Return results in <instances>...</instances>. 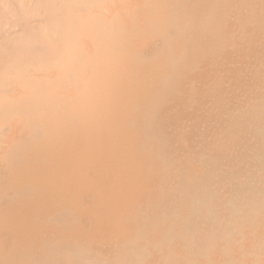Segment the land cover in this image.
Segmentation results:
<instances>
[{
	"label": "rangeland",
	"instance_id": "374dc122",
	"mask_svg": "<svg viewBox=\"0 0 264 264\" xmlns=\"http://www.w3.org/2000/svg\"><path fill=\"white\" fill-rule=\"evenodd\" d=\"M159 3H160V0H93L91 3L88 4V6L85 5V6H79L78 7V11L83 14V16L81 17V20H82L81 22H83V23H82V26L80 27V29L78 31L79 43L83 47L86 48V51H92V54H93V57H94V62H95V65H96V76H97L96 77V80H97V82H96V101H98L100 103L99 105H101V103L104 101V99L109 94V86H108V82L109 81H107V80L110 77V73H108L107 70L111 69V67H113L114 65H118V67H115V68L118 69L117 78L119 80H124V79H127V77H128L127 75L130 73V71H129V73L127 75L123 74L122 73L123 67H119V65L124 63V62H126V61H129V63L131 64V66H130L131 71H134L135 68L138 71V77L137 78L140 77L141 79H143L144 82L146 80H150V81H148L149 83L148 82H145V83H146V85H148V87H153L154 88V86H155L156 92H158L159 88H161L162 85H164V83H166L167 78H169V74L170 73L166 72V71H170L169 70L170 69L169 68V64H168V62H166L168 60L167 56H168L169 52L164 47V39H165L164 37L165 36L164 35L155 36V34L150 29L151 21L156 20L157 17H158ZM64 4H65V2H64ZM54 9H55V15L60 20V17L62 16L63 3H61L59 0H57L56 3H55ZM88 13L92 14L93 16L88 18V16H87ZM101 21L103 22V26L104 27L112 26V27H115L117 30H119L121 32V33H119V35H120L119 38L113 39V38L109 37L108 35H106L105 32L100 29V28H103V27L98 25V24H100ZM47 44H51L52 45L49 48L50 50L47 51V53L52 54V55L58 53L60 51V49L62 48V38H61L60 32L59 33L57 32V34H56L55 31H52L50 33V35L48 36L47 41L46 42L37 43L34 49H38L39 50V49L42 48V46H46ZM150 45H152V47H154L153 50L151 51V53L148 54L150 58L142 60L143 53L146 52L145 51L146 48L149 47ZM39 46H41V47H39ZM177 48L181 52H178ZM177 48H176L177 52L174 49L175 53L179 54V53L183 52V50L181 49L182 47L179 49V46H178ZM163 49H165V50H163ZM160 50H161V52H159ZM164 51H166V53ZM164 56H165V58H164ZM86 58H88V56L87 55H83V57L81 59L82 62ZM161 58H162V60H161ZM141 60L144 61V62H142ZM251 62H252V65L250 64L251 67L254 65V66H256V69H255V67L251 68L249 63L246 64V66H245L246 68H244V70L242 71L243 73L240 75V76H242V78L240 77V80H243V81H241V84H239L240 86H238L237 81L235 82L237 86H235V83L228 84L227 86H229V85H230V87L233 86V85L234 86L231 87V88L227 87V89L224 92V93H226V95L220 97L221 101L217 99L218 97L216 98L214 96L215 98H213V99H215V101L216 100L220 101L219 103L217 101V104H215V105L213 104V103H216V102L214 100L210 99L211 97H213L212 94H211L212 96H210V98H209L210 99L209 101H208V96H206L207 99L203 98L204 100H206V102L208 101L207 103L205 102L206 104H204V103L201 104V102H203L202 101L203 99H201V102L199 101V104H198L201 108L197 104L195 105L194 110H196V112L195 113L194 112L191 113L192 115H193V113L196 115L195 118H194L195 115L193 117L191 115V119H190V118H188V117H190V115H189L188 117H184V118L181 117V118H183L185 120H181L180 118H177L178 121H176L175 118H174L175 120L172 119V120H174V121H176L178 123H176V122H174L172 120L171 121L169 120L171 124L172 123H174V124H172L173 126L170 123H169V125H167L168 122L165 124V127L169 126L168 129H165V131L168 130L167 132L158 131L157 133H154L155 130H156L155 128L158 127V124L160 123V121H158L159 123L156 122L155 124L157 126L154 125L153 128H152L153 133H149L148 132L149 136H151V134H152V137H153V134H155L154 135L155 138L153 137L155 140L154 141L153 140L148 141L147 145L145 144L144 141H142L141 142V143H143L142 145H145L144 147H142V149H144L146 147L145 149H147V150H145V149L141 150V148L138 147L140 149L139 150L140 153H142V154L138 153L136 156L134 155L135 156L134 160H132L133 157H131L132 159L131 158L130 159L122 158V159L117 160L116 162H114V161H112L111 157H109V155L102 154L101 157H99V159L97 157L98 161H95V160H97V159H95L96 157L95 158H91V156H83L81 154L80 155L77 154V156L75 157V159L78 158L77 159V164H79L81 166H82V164H84V166L86 165L89 168L91 167V169L88 168V170L86 168L82 167V169L84 168V170L87 171V172L83 171L82 172L83 175H81V174H79V173H81V171L79 173L76 172V171L72 172V170H74L72 164L76 160L75 159L74 160L73 159L70 160L71 157H73V154H72V152L74 151L73 148H75V147L72 148L70 146V148H72V149H70V150H72V152L70 150H68V152L71 153L72 156H68L69 155V153H68L67 156L70 159L67 160V162L71 161L70 163H72V162L73 163L72 164L66 163L67 165L65 164V166L68 167L69 170H67V171H69L70 174H74L75 173V174H77V176H79V177L76 176V178H78L79 181H78V179L75 178L76 179L75 181L72 180L70 182L71 184L74 183L72 185L73 188L72 189L71 188L67 189L68 192L71 189V193L73 192V194H71L70 192L69 193L73 196V198H71V197L69 198V196H68L69 194H66L65 196H67L68 199L66 198V199H64V201H61L62 203H64L65 201L66 202H71V204L67 203V204H69L67 206L65 205L66 203L62 204L67 209L61 211V209H62L61 208L62 207L61 203H59V201L56 202L57 200L55 202L59 203V204H57V205H59V207H57L58 209H56V205H55L56 203L55 202H54L55 204L54 203L50 204V202H49V204H46V205H43L42 203H40V205L32 206V207H34V209H32V208L30 209L29 208L31 206L30 204H28V206L30 205L29 207H25V205H27V204H24L23 206H21L22 203L20 202V200H21L20 198L23 199V197H25L23 195H25V194H29V195H26V196H31L32 195V190H30V189H32L31 186H30L31 188H27V189H23V188H26V186L22 187L21 189H7L8 192L7 193L4 192V194H7L9 196L7 197V195L3 194L4 196H6L5 199L8 200L7 202L5 201L4 196L1 194V196H0V205L3 204V203L4 204H8V202H9V205H7L8 207L5 206L4 204H3L4 207L2 206V208H4L3 210L5 211V209H6L8 212L5 211L6 213H3L1 215L8 214V213L11 214L9 211L14 212L12 218H16L15 220H17V221H15L13 219L12 220H13V222L15 221L16 223H18L17 224V228H19V229H23L24 231H26V230L29 231V228L25 229V226L21 225V222H20L21 218H19V220H18L17 217H15L14 215H23L24 217H25V215H27L26 216L27 220H29L28 216L33 214V212H37L38 213V218L41 215V217L42 216L43 217L42 218L40 217V218L44 219V224L43 223L42 224L41 223H38V224L35 223V225L37 226L36 229L38 228L39 231H40V229H42V232H43V227L44 226H49L50 228L55 226L53 224L55 222L54 220H56V225L57 226H56L55 230H54V227L52 228L54 231L50 230L49 227L48 228L45 227L43 233L41 231L37 232L38 230L36 231V229H35V233L36 234L37 233H42V234H40V236H38L41 239L43 238V236L46 235L45 231H47V230H45V229H49V232L47 231V234H50L51 232H53V234L51 233L52 235L50 234L51 236L47 235V236H49L48 240H45V239H47V237H44L43 240H45V241L41 240L42 242H45L46 244H48V245H44L43 244L44 246L39 248V251H43V253H45V254L38 253V252L35 251L36 255L35 254H31L30 255V256H32L33 258L36 259V261H37L36 264L38 262L39 263L41 262L40 264H77V263L82 264L83 261H86L87 264H93V263L94 264H131V263L132 264H152V263L153 264H177V263L178 264H229L230 262H231L230 264H264V259H263L264 258V211H263L264 210V96H263L264 95V77H262V76H264V59L262 61L259 60L257 64L254 61H251ZM146 63H147V65H146ZM150 63H153V64L149 65ZM259 63H261V64H259ZM159 64L161 65L160 68H162L163 70H161L159 68ZM164 64H165V66H167V67H165L166 69H164V66H163ZM261 65H263V66H261ZM139 70H142L144 72L139 71ZM149 70H151V71H149ZM161 71H163V72H161ZM254 71H256V73ZM257 73H259V74L257 75ZM154 75H157V76L155 77ZM166 75L168 77H166ZM247 79L249 81H247ZM258 80H259V82H258ZM158 82H160V83H158ZM155 83H157V84H155ZM122 84H124V83H122ZM146 95H145L146 97H143L144 99L142 98V100H140V102H139V104H141V105L143 104V106H141L142 107L141 109L144 110L143 114L150 107V105H151V103L153 101L152 97H151L152 98L151 99V98H149L148 94H146ZM71 99H74V102L78 101V103H82L83 106L86 105L88 103V101H89L88 98H87V95L86 96L78 95V96L73 97ZM148 99H151L150 102H149ZM212 101H214V102H212ZM241 102H242V104H241ZM247 103H250V104H247ZM188 104H189V107H191V105H190L191 103H188ZM144 107H146V108L144 109ZM192 107L190 109H188V110L194 111V110H192ZM74 108L75 109L69 108V109H73L71 112L69 111V113H68L69 116H70L69 117V122L72 123L73 125H76L78 123L81 124L80 122H82L83 125H87L86 127L88 128V135H89V136L87 135V139H88L89 142H91V145H92V146L91 145H89V146L85 145L84 146V144L82 142L79 143V145H78L79 148H80L79 153H83L81 151H86V152L88 151V149H85L84 147H86V148L90 147L89 151L97 150L99 147H101V148H99V150L103 149V143H102V141H100L102 137L98 134V132L99 131H103L105 129V127H106L105 123H102V115L104 113L106 114V112H104V110H97V111L93 112L95 114L90 113V114H92L94 116H89L88 117L86 115H90V114H86L85 117H84V113H78L77 112L78 110H81L82 107H79L78 104H77V106H75ZM221 109H222V111H221ZM258 109H260V111ZM257 111H259V112H257ZM82 112H85V111H82ZM71 113H74L75 116L74 115L72 116ZM77 113L80 114L79 115L80 117H78ZM96 114H98V115H96ZM211 114L215 115V116H213V117H215V119L212 117ZM117 116H118V118L119 117L128 118L127 116H124V115H121V114H117ZM73 117H75V118H73ZM197 117L198 118H201V117L203 118V119H201L203 121H201L199 119L200 121H198V122H201L200 124L197 123V121H195V119L198 120ZM246 117H247V119H246ZM36 118H38L40 120V123L44 122V115L40 116V117H36ZM84 118H85V121H83ZM209 118L210 119L213 118V120L210 121ZM90 119H91V121H89ZM70 120H73V121H70ZM78 120H80V121H78ZM45 121H46V117H45ZM179 121H181L180 123H182V124H179ZM194 121L197 124H195ZM259 121H261V122H259ZM4 123H6V122L4 121ZM4 123H3V125H4ZM33 123H34L33 125L30 124V123H27V124L24 123L21 126V129H17L18 127H20L19 126L20 124H17L16 122L11 124V126H10V124L6 123V124H8L7 125L8 127H11V129L10 130L7 129L6 128L7 126H4L5 128L4 127H0V129H1L0 137H1V134L3 135L2 138L4 136H7V135L10 134L13 138H15V141H18V138H20L22 135L26 134L27 137H31L32 134H34V135H36L35 136L36 139H38V137L41 138L42 135H44V132H45L44 130L45 129H43V127L41 128L42 125H40V123H36L35 121ZM89 123H90V126H89ZM127 124H128V122L125 123L123 126H125ZM170 125L173 128H175V130H177V131H174V132L175 133L178 132L179 136L177 134H176V137L174 136L175 133L170 128L171 127ZM175 125L179 126L178 128H180V129L178 130L176 127H174ZM24 126L27 127V128H25ZM31 127H33V128H31ZM194 127L197 128V130H198L197 132H196V129ZM169 128L171 129V132H172L171 135H167V134H170ZM184 128H185V130H184ZM3 129L6 131L5 133H4ZM6 129L9 130V131L7 132ZM26 129H27V131H26ZM192 129L195 131L193 133H196L199 136L202 135L201 138L196 136V134L195 135L192 134L191 133L193 131ZM219 129H220V131L218 133ZM189 130H190V133H188ZM25 131L29 132L30 135H28L29 133H25ZM31 131L33 132L32 134H31ZM1 132H3V133H1ZM40 132H42V133H40ZM210 132H212V133H210ZM158 133H160V135H158ZM173 133H174V135H173ZM163 134H165L167 138H169V136H171L170 139L177 138V136H178L179 140L178 139H176V140L179 143L178 142L175 143L176 140L174 141L172 139L171 140V144H169L170 140H169V143H168V141L165 138V135H163ZM185 134H187V135H185ZM191 134L194 135V136H190ZM213 134H215V135H213ZM188 135L190 137H192V138L196 137L194 139V141L192 140L194 142V144H193V142H191V140L189 141ZM206 135H209V136H207L208 138L206 137ZM160 136L165 138V139H163V138L161 139ZM185 136H187V137H185ZM157 137H158V141L156 140ZM181 137H183L185 139L188 138L187 140L190 143H188L187 140H186L187 142L186 141L185 142L184 141H180V139L183 140V138H181ZM202 137H203V139H202ZM98 138H100V139H98ZM5 139H6V137H5ZM23 139H24V141H22V145L23 146L25 145L24 146L25 148H27L26 147L27 145L29 146L31 143H33V141H31L32 138H28V140H27V138H22V140ZM94 139H96V140H94ZM200 139H201V141L202 140L203 141L206 140V141L204 143L202 142L203 144H200L199 143ZM98 140L100 142H98ZM162 140L163 141L166 140L164 142H166L167 145L168 144L171 145V147L169 145L167 147L164 143H162L163 142ZM195 140H197L198 142L195 141ZM26 141L28 143H30V144H28ZM172 141L174 142V144L172 143ZM207 142H212V143L210 144V143H207ZM186 143L188 144V146L186 145L188 147V149L191 148L189 151H188V149L186 151L190 152V154L193 153L191 155L192 158L189 157V159H187L188 155L186 156V154H188V153L186 151H185L186 153H182V151L184 152V149L186 148L185 147ZM175 144L178 146L179 151H178V148H177V146ZM179 144L181 146H179ZM98 145H100V146H98ZM82 146H83V148H82ZM94 146H96V147H94ZM159 146H161V147H159ZM180 147H182L184 149H182V151H181ZM206 148H208L207 151H206ZM225 150H226V152H225ZM18 151H15V153H14L15 156L11 157L13 160H11V158H9V161H13L14 163H16L18 161L17 158H20V156H22V154H24V151H21V150H18ZM141 151H143V152H141ZM176 151H177V154H176ZM197 151H199V153H196ZM194 152H195L196 155H194ZM178 153L180 154V156L178 155ZM18 154H19V156H17ZM219 154H220V156H219ZM3 155H4V153H3ZM0 156H2V155H0ZM154 156H157V157H154ZM167 156H169V157H167ZM183 156H185L186 158L183 157ZM81 157H83L85 159H83ZM105 157H106V159H105ZM141 157H143V158L141 159ZM176 157H179V158L177 159ZM181 157H183L184 159L183 158L181 159ZM89 158H91V160ZM109 158H110V160H109ZM144 158H147V159H145L146 161L144 160ZM190 158H191L192 161L190 160ZM202 158H204V159H202ZM3 159H5V157H3ZM3 159L0 158V162L5 161ZM80 159H83V161H81ZM93 159H95V160H93ZM156 159H157V161H156ZM166 159H168V160H166ZM171 159H172V161H171ZM185 159H186V163L184 161ZM195 159H197V160H195ZM14 160H16V161H14ZM84 160L86 162H84ZM136 160L138 161L137 162V166H136V167H138V170L137 169L134 170V167L136 165V163H135ZM151 160H153V161H151ZM176 160H178V161H176ZM180 160H182V161H180ZM9 161L7 162L8 165H5L4 167L10 170V168L12 167L13 163L10 164ZM101 161L103 163H101ZM106 161H112V164H110L108 162L106 163ZM131 161H135V162H131ZM144 161L145 162L148 161L145 166H144V164H145ZM174 161H175V164H174ZM188 161H191L192 164L196 161L195 162L196 165L193 164L191 166V164H187ZM82 162H84V163H82ZM87 162H89V163H87ZM150 162H153L154 165L152 163H150ZM148 163H150V164H148ZM88 164H91L92 166H90ZM93 164H95L94 166H96V164H97V166L100 165L101 168H99V169H102V170L100 172L97 171L96 170V169H98L97 167L95 168V170H93V168H92V167H94ZM102 164H103L104 167L102 166ZM109 164H110L111 168H109ZM167 165H168V167H167ZM174 165L176 167L178 166L177 169H176V167L174 168ZM128 166H130L131 168L128 167ZM149 166H150V168H149ZM186 166L187 167H189V166L192 167L193 170L195 169V172L194 171H190V169H188ZM198 166H201V167H198ZM132 167H133V169H132ZM139 167L141 169L140 171H139ZM5 168L3 170L8 171ZM186 168L188 170H186ZM110 169H112V170H110ZM149 169H152V170H149ZM173 169H175V171H173ZM133 170L137 171V172H139L141 174H139V173L136 174L137 172H134ZM177 170H178V172H177ZM197 170H199V171H197ZM88 171H89V173L90 172L91 173L89 174ZM93 171H95V172H93ZM159 171L164 172V173H161ZM170 171H171V173H170ZM184 171H186V172H184ZM101 172H102V175L100 174ZM108 172H111V173H108ZM158 172L161 173V174L160 175L156 174ZM175 172H177V173H175ZM187 172H190V174H191V172H194L193 174L194 175L196 174L197 177L196 176L194 177V175L191 174L194 177V179H193V178H191V175L190 176L187 175L188 174ZM2 173H3V171H2ZM86 174H88V175H86ZM91 174H92V176H95L94 178H92L94 180H89L90 179L89 177H92ZM111 174L113 176L112 179H115V180H109V179H111V177H110ZM171 174H172V176H170ZM104 175H106L108 178L106 176H104ZM127 175H129V176H127ZM134 175H139V176L137 177V176H134ZM198 175L199 176L201 175L199 177L200 179H198ZM99 176H101V178ZM154 176H157V177H154ZM97 177H99V180L101 179L102 182L98 181V182H96L98 184H95V179L97 180ZM139 177H141V178H139ZM4 178L5 177L0 178V183H2L5 180H7V179H4ZM9 178L10 177H8V179ZM135 178L137 180L134 181L133 179H135ZM149 178L152 180V182H149V181H151ZM171 178H173V179H171ZM1 179L4 180V181H2ZM80 180H82V181H80ZM119 180H121V181H119ZM123 180L125 181V183H122ZM129 180H131V182H127ZM90 181H92V182H90ZM108 181H110L111 183L113 181V183L111 184ZM86 182H90L89 184H91L93 187L95 185L97 186V185H99L101 183L99 186H97L95 188H98L101 185H103L102 187H105V188H101L102 190H100V188H98L99 190H97V189L93 188L91 185H89L87 183L89 185V187H91V189L89 190L86 187H84V188L87 189L86 190L87 192L89 190L90 193H91V194L90 193L89 194L92 195L93 197H91V198H90V196L85 197L84 195H83L84 196L83 197L81 194L82 193L86 194L85 193L86 191L85 190L83 192L81 190L79 191V189H81V188H79L78 186H79V184H80V186H82V183L86 184ZM103 182L104 183L108 182V184L107 183L104 184ZM4 183L6 184V181ZM7 183H8V180H7ZM70 183H68V184H70ZM151 183H152V185H151ZM167 183L168 184H172L173 183L174 187H172L171 185L167 186L168 185ZM87 184H86V186H87ZM109 184H111V185L109 186V188L106 189V187H108ZM128 184L136 185L138 187L132 186V185H128ZM154 184H155V186H153ZM164 184H166V185H164ZM72 186L70 185V187H72ZM129 186L132 187L134 190H132V188H130ZM163 186H165V187L167 186V188L169 187L168 190H167V188L165 189V190H167L165 193L163 191V189L165 187H163ZM196 186H197V188H196ZM260 187H261V189H260ZM6 188H7V186H6ZM77 188H79V189H77ZM120 188H121V190H120ZM245 188H247L249 190H247ZM129 189L134 191V193L133 194H132V192L130 193ZM21 190H23V191H21ZM26 190H29V191H26ZM106 190H109L111 192L108 193V191H106ZM77 191L79 193H81V194L78 195ZM96 191H99V192L96 193ZM100 191L102 193H104V192L106 193V197L103 199V201L101 200V198H102V196H105V194H102L101 196H98V195L101 194ZM124 191H126V192H124ZM136 191H137V193H136ZM142 191L144 192V194L140 197V195H141L140 193H143ZM11 192H14V194L15 193H18V194H16V196H15ZM123 193L124 194L127 193V195H123ZM160 193H162V194H160ZM223 193H224V197H223ZM10 194H12V195H10ZM145 194H147V195H145ZM156 194H157V196H156ZM159 194L161 196H163V198L159 197ZM153 195H154V197H153ZM81 196L83 197V199H80ZM135 196H137V197H135ZM10 197L14 198V199H7V198H10ZM16 197H18V199ZM63 197L59 198V200H61ZM138 197H140V200H138L139 199ZM143 197H146V198H144L145 200L142 199ZM84 198L85 199L86 198L87 199H93V202H92V200H90V202H91L90 205H88V206L84 205V207L79 206L80 203H83ZM159 198H161V201L157 202V200H159ZM170 198H171V200H170ZM222 198H224V199H222ZM11 200H13V201H11ZM68 200H70V201H68ZM123 200H124V202H123ZM142 200H143L144 203L142 202ZM187 200H189V201H187ZM14 201L17 202V203H15ZM109 201L112 202L113 204L111 205V203ZM39 202H41V200ZM99 202H101V203H99ZM104 202H107V203H104ZM183 202L185 203V205H184L185 208L183 206V204H184ZM156 203H158V204H156ZM160 203H162L163 205H160ZM236 203H237V205H236ZM15 204L19 205V206H17V207H19L18 210L21 209V208L22 209L28 208L29 210L28 209L27 210H25V209L22 210L21 209V210L18 211L15 207H13V205H15ZM105 204H107L105 206L106 208L105 207H101L102 205H105ZM120 204H121V206H120ZM150 204L151 205L154 204V205L150 206ZM210 204H211V206H210ZM70 205H72V206L74 205L75 206V207L74 206L72 207V208H74L73 209L74 211H72V208L71 209L68 208V207H71ZM108 205L111 206V208L108 207ZM133 205H135L137 208L135 209V206H133ZM142 205H143V208H141ZM234 205H236V206H234ZM10 206H11V208H9ZM78 206L81 207V208L77 210ZM144 206H146V208ZM128 207H130L129 210L133 209V210H135L137 212H135V211H130L129 212L128 211ZM0 208H1V206H0ZM87 208H89L90 210L87 209ZM13 209H15V211H13ZM85 209H87V210H85ZM102 209H104V210H102ZM106 209H108V210L112 209V210L110 212V211H107ZM118 209H119L120 212H118ZM142 209H143V211H142ZM83 210H85V212L87 211V214H89V216H93L94 217V218L91 217V219H90V217H87L86 214H84L85 217L90 219L88 221L89 224L85 222V224L88 225V226L85 225V227H84L85 230L82 229V225H81V221H80L81 219L79 218V217H81L80 215L84 213ZM186 210H188V211H186ZM192 210L194 211V213H193ZM2 211H0V213ZM22 211H24V212H22ZM103 211H104V213H105L107 218L105 216H103L104 213L102 214L103 217L100 216ZM214 211H215V213H214ZM108 212L109 213H114V214H108ZM17 213H20V214H17ZM37 213H34V214L36 215ZM117 213H119L118 216H117ZM135 213L137 214V217H135V216L133 217V215ZM71 214H73L74 216L71 215ZM53 215H55V216H53ZM95 215H96V217H95ZM111 215H113L114 217L111 216ZM144 215H147V216H144ZM152 215H154V217ZM6 216H4L5 219H8ZM9 216H11V215H9ZM108 216H110V217L108 218ZM24 217L22 219L26 220ZM36 217H37V215H36ZM36 217L32 216V217H29V218H36ZM51 217H53V218L51 219ZM120 217H121V220H120ZM38 218H36V219H38ZM47 218H49L51 220H49ZM74 218H76V221H73ZM87 218H84V219L87 221ZM110 218H112V219L115 218V219L112 220ZM182 218L184 220H182ZM5 219H3L4 222L2 224H7L10 227L11 226L15 227V225H13L11 220H10L11 224H9V221H6L7 223H5ZM152 219L156 220L157 222L150 221ZM106 220H108V221L106 222ZM118 220L121 221V222H119ZM159 220H161V221H159ZM38 221L39 222H43V220L40 221V219H38L37 222ZM58 221H59V225L60 226L57 223ZM93 222L94 223L96 222L95 224L97 226ZM102 222H105L104 225L102 224ZM61 223H64V224H61ZM98 223H100L101 225L98 224ZM154 223H157V224H154ZM71 224L75 225V226L71 227ZM148 224H150V225L148 226ZM168 224L170 226H168ZM196 224H197V226H196ZM92 225H95V227L94 226H93L94 228L90 227ZM108 225H110L111 228L108 227ZM122 225H125V226H122ZM8 226L4 225L1 228L4 227L5 229L9 228L8 230H11L12 227L10 228ZM61 226H67V228L65 229V227L62 228ZM99 226H101L103 228H101ZM156 226H158V228ZM159 226H161V227H159ZM176 226L181 231H179L176 228ZM179 226H180L181 229L179 228ZM26 227H28V226H26ZM31 227H35L34 224H32ZM39 227H41V228L39 229ZM86 227H87V229H86ZM123 227H125V228H123ZM89 228H93V229H91L92 233H88V232H91V230H88ZM97 228L102 229V230L100 231ZM249 228H251V229H249ZM19 229H15V230L18 231ZM60 229H62L61 232H62V234H64V237H65V234H66L65 232H68L69 234L72 232L71 233L72 234L71 237H73V235H76L75 236L76 238L72 239V238H69V236L67 235L66 237H68V239H65V238H62V239H65V240L60 239L61 238V236H60L61 232L60 231L58 232V230H60ZM132 229H133V231H131ZM136 229H138V231ZM147 229H149V231L153 230L154 232L152 231L151 233L154 236L152 234H148L149 231L146 232ZM8 230H6V231H8ZM15 230H13V231H15ZM30 230H31V228H30ZM167 230H168V232H166ZM187 230H188V232H187ZM17 231H15L13 233L11 232L10 233L11 235H8V237L12 238L15 235L14 233H16ZM162 231H164L165 233L164 232L162 233ZM169 231H171V232H169ZM138 232H140V233L142 232V235H139V236H142V237H139L137 235ZM203 232H204V234H203ZM84 233L86 235H84ZM87 233L88 234H95V235H93V236L90 235V236H92L90 238V236ZM134 233H136V234H134ZM146 233L148 234V235H146V236H148L147 238L143 237V235L146 234ZM168 233L171 235L170 237L168 236L169 235ZM7 234H9V233L8 232H3V235L7 236ZM110 234H112V235L110 236ZM173 234H174V236H173ZM188 234L191 235V236H189ZM198 235H200V238H199ZM18 236L19 235L14 237L15 239L12 238V239H14L13 241H17L16 238L20 237V236L19 237ZM108 236H110V237H108ZM149 236H151V237L153 236L152 238H150L151 240H149ZM159 236H161V237H159ZM3 237L6 238L5 236H3ZM33 237H36V236H33ZM33 237H31L30 239H32ZM62 237H63V235H62ZM82 237L83 238L85 237L86 239H91V240L90 241L87 240L88 241L87 242L86 239H81ZM87 237H89V238H87ZM97 237H99L100 239L98 240ZM104 237H106L107 239L104 238ZM111 237H113V239ZM115 237H117V238H115ZM145 238L148 239L147 241H149V242L143 241V240H146ZM30 239H28V240H30ZM52 239L53 240H55V239L57 240L56 244L53 243V241H51L53 244H55V246L53 244H52L53 246H51V243H47V241L52 240ZM111 239H112V241H111ZM256 239H258V240H256ZM28 240L26 241V243L29 246L28 245H26V246L30 247L31 245L28 243ZM81 240H84V243ZM114 240L117 241V242H115ZM200 240H202L201 241L202 243H200ZM73 241H77L76 245L73 244V243H75ZM98 241L101 242V243H97ZM7 242H10V239H9V241L7 240ZM7 242H4L3 244L6 243V245H7ZM20 242H17V243L13 242L14 244H12L10 242V243H8L9 244L8 246L12 247V250H14L13 246L15 247V245L18 244V245H16L15 248L16 249L18 248L20 250V248L18 247V246L21 245ZM181 242H183V243L181 244ZM189 242H190V244H189ZM21 243H24V241H22ZM57 243H59V244H57ZM146 243H149V244H146ZM3 244H0V245H3ZM142 244H144V245H142ZM154 244H156V245H154ZM197 244H199V246ZM56 245H58V246L62 245V248H65L67 246V248H66L67 251H65V250L63 251V253H65V254H63V255H61L62 253L59 254V251H56V249H57ZM162 245H165V246L162 247ZM217 245H219V246H217ZM47 246H49V247H47ZM83 246H85V247H83ZM149 246H150V248H149ZM169 247H172V248H169ZM2 248H4V247L2 246ZM94 248H95V250H94ZM122 248H124V249H122ZM146 249H148V250H146ZM150 249H152V250H150ZM165 249H166V251H165ZM12 250L11 251L9 250L10 252L2 250L4 253L5 252L7 253L5 255L1 254V255H3V259L2 258L1 259H2V261L4 260V262L6 264H7V262L12 263L14 260L15 261L18 260L20 262V259H18V258H20L21 256L16 255V251H18V250L13 252L15 254V255H13L14 257H12V255L9 254V253L12 252ZM46 250H48V252ZM105 250L108 251V254L111 257L109 256L108 258L107 257L104 258V256L102 257L99 254H97V253H100V252H105ZM119 250L120 251L123 250L124 252L121 251V253H120ZM181 250H182V252H181ZM22 251H25L24 248H23ZM50 251H52L55 256L56 255H58V256L57 257H49L51 255H47V254H49ZM154 251H156V252H154ZM196 251H198V252H196ZM73 252H75V254ZM95 252H96V254H95ZM161 252H163V253L160 254ZM257 252H260V253H257ZM17 253L19 254V252H17ZM129 253L132 254V255H130ZM20 254L22 255L23 253L20 251ZM121 254H123V255H121ZM33 255H35V257ZM41 255H42L43 258L41 257ZM71 255H72V257H70ZM159 255H161V256H159ZM4 256H6V257H4ZM149 256H151V258ZM157 256H159L161 259L158 257L159 259L157 260ZM164 256H166V257H164ZM247 256L249 257V259H248ZM11 257H12L13 261L12 260L9 261L8 258L11 259ZM100 257H102V258H100ZM153 257H155V258H153ZM49 258H51V259H49ZM44 259H46L48 262L45 261ZM53 259H55L56 261L53 260ZM163 259H164V261H160V260H163ZM21 260H22L21 262H24L25 261L24 257L23 258L21 257ZM137 260H139V261H137ZM15 261L13 263L20 264L17 261L16 262ZM4 262H2V263H4ZM159 262H163V263H159Z\"/></svg>",
	"mask_w": 264,
	"mask_h": 264
},
{
	"label": "bare ground",
	"instance_id": "6f19581e",
	"mask_svg": "<svg viewBox=\"0 0 264 264\" xmlns=\"http://www.w3.org/2000/svg\"><path fill=\"white\" fill-rule=\"evenodd\" d=\"M56 1L57 0H0V127L7 126L8 124H10V126H11V124L16 122L17 124H20L19 125L20 127H18L17 129H21V126L24 123H26V124L30 123L32 125L34 124L33 123L34 121L36 123H40V120L38 118H36V117H40V116L44 115V122H41L40 125H42L41 128L43 127V129H45L44 130L45 131L44 135H42L41 138L38 137V139H36V137H35L36 135L32 134L33 133L32 131H31V134H32L31 137H27L26 134H25V135H22L20 138H18V141H15V138H13L10 134L7 135V136H4L3 138H2L3 135L1 134V137H0V155H2V156H0V158L3 159V157H5V159H3L5 161L0 162V172H1L0 173V178L5 177L4 179H7L8 183H7V180H5L6 181V184H5L4 183L5 181L1 179L4 182L0 183V196H1V194L3 195L4 192L7 193L8 192L7 189H21L22 187H25V186H26V188H23V189H27V188H31L32 187V189H30V190H32V195L31 196H26V195H29V194H25L24 193L25 195H23V196H25V197H23V199L20 198L21 199L20 202L22 203L21 206H23L24 204H27V205H25V207H29L31 205L29 207L30 209L31 208L34 209V207H32V206L40 205V203H42L43 205H46V204H49V202L51 204V203H54L57 200L56 202L59 201V203H61V206H62L61 207L62 208L61 211H62V210L67 209L62 204L66 203L65 204L66 206L71 204V202H66V201L64 203L61 202V201H64V199H66V198L68 199V197L65 196L66 194H69L68 195L69 198L70 197L73 198V196L71 195V194H73V192L71 193V189L73 188L72 185L74 183L71 184L70 182L72 180L75 181L76 179H78V178H76L77 174H75V173L74 174H70V172L67 171L69 169H68V167L65 166V164L71 162V161L67 162V160L70 159V158H68V156H72V154H73V157H71L70 160H72V159L74 160L75 157L77 156V154H79V155L81 154L83 156H91V158H95L96 157L95 159H97V157H98V159H99V157H101L102 154H104V155L106 154V155H109V157H111L112 161H114V162H116L117 160H120L122 158L130 159L131 157H133V159L132 158L131 159L134 160V157L138 153H140V151H139L140 149L138 147H140L141 150H144L146 148L145 147L144 149H142V147L145 146V145H142L143 144V143H141L142 141H144L145 144L147 145L148 141H151V140L154 141L155 140L154 139L155 138V136H154L155 134H153V137H154L153 138L152 134H151V136H149L148 132L149 133H153L152 128H153L154 125H156L155 124L156 122L159 123L158 121H160V123L158 124L159 128L158 127L155 128L157 125L154 127L156 129L154 133H157L158 131L167 132L168 130L165 131V129H168L169 126L165 127V124L168 122L167 125H169L170 121L172 119H174V118L176 119V121H178L177 118H180L181 120H185L183 118L184 117H188L190 115V117H188V118L191 119V115H192L191 113L192 112H194V113L196 112V110H194L195 105L196 104L198 105L199 101L201 102V99H203V98L207 99L206 96H208V101L210 99L215 101V99H213L215 97L216 98L218 97L217 99L220 100L221 96H225L226 95V93H224V92L227 89V87L231 88V87L234 86V85L231 86V87H230V85L227 86L228 84H232V83H235L237 81L238 86H240L239 84H241V81H243V80H240V77L242 78V76H240V75L243 73L242 71L244 70V68H246L245 67L246 64L249 63V65L250 64L252 65L251 61H254L257 64L259 60L262 61L264 59V0H160L159 8H158V17H157L156 20L151 21L150 29L155 34V36H157V35H161V36L164 35L165 36L164 37L165 38L164 39V47L169 52V54L167 56L168 60L166 62H168L169 68H170V69L169 68L168 69L171 71V72L170 71H166L167 73L168 72L170 73L169 74V78H167L166 83H164V85H162V87L159 88L158 92H156L155 86L153 88V87H148V85H146L145 82H148L150 80H146L144 82L143 79H141L140 77L137 78L138 77V71H137L136 68L134 69V71H131V69H130L131 64L129 63V61H126V62H124V63L119 65V67H123V69H122V73L123 74L127 75L129 73V71H130V73L127 75L128 76L127 79H124V80H119L117 78L118 69L115 68V67H118V65H114L113 67H111V69L107 70L108 73H110V77L107 80V81H109L108 82L109 94L104 99V101L101 103V105H99L100 103L98 101H96V82H97L96 77L97 76H96V65H95V62H94V57H93L92 51H86V48L83 47L79 43V36H78V31H79V29H80V27L82 26V23H83V22H81L82 21L81 17L83 16V14L78 11V7L79 6H85V5L88 6V4L91 3L93 0H66V1L65 0H59L61 3H63L62 16L60 17V20L55 15L54 7H55ZM64 2H65V4H64ZM87 16H88V18H90L93 15L88 13ZM98 25L103 27V28H100V29L102 31H104L105 34L108 35L109 37H111L113 39L119 38V36H120L119 33H121V32L119 30H117L115 27H112V26L104 27L102 21ZM52 31H55L56 34H57V32L58 33L60 32V35H61V38H62V48L60 49V51L58 53L54 54V55L47 53V51L50 50L49 48L52 46L51 44H47L46 46H42L41 45L42 48L39 49V50L38 49H34L37 43L46 42L47 39H48V36L50 35V33ZM41 46H39V47H41ZM178 46H179V49L182 47L181 48L183 50L182 53H179V54L175 53L176 48ZM153 48L154 47H152V45H150L149 47L146 48V50H145L146 52H144L143 55H142V60L150 58L148 54L151 53ZM174 49H175V51H174ZM163 50H165V49H163ZM166 51H164V52L166 53ZM177 51L181 52L180 50H178V48H177ZM159 52H161V50ZM83 55H87L88 58L84 59L83 62H82L81 59H82ZM165 56H164V58H165ZM161 60H162V58H161ZM142 62H144V61H142ZM153 63H150L149 65H151ZM259 64H261V63H259ZM146 65H147V63H146ZM251 65H250V67H251ZM163 66H164V69H166L165 67H167V66H165V64ZM261 66H263V65H261ZM160 67H161V65L159 64V68ZM252 67H255V69H256V66L253 65ZM160 69L163 70L162 68H160ZM139 71H142V70H139ZM149 71H151V70H149ZM142 72H144V71H142ZM161 72H163V71H161ZM254 72L256 73V71H254ZM258 74L259 73H257V75ZM167 75H166V77H168ZM154 76L156 77L157 75H154ZM262 77H264V76H262ZM247 81H249V80L247 79ZM258 82H259V80H258ZM122 83H124V84H122ZM158 83H160V82H158ZM155 84H157V83H155ZM235 86H237L236 83H235ZM146 94L149 95V98L152 97L153 101H152L150 107L143 114L144 110L141 109L142 108L141 106H143V104L141 105V104H139V102H140V100H142L143 97L147 96ZM211 94L213 95V97L210 98V96H212ZM78 95H83V96L87 95V98L89 100L88 103L83 106L82 103H78V101L74 102V99H71V98L76 97ZM151 99H148L149 102H150ZM204 99L202 100L203 102H201V104H203V103L206 104L208 102V101L206 102V100H204ZM218 100H216L215 101L216 103H213V104L214 105L217 104ZM214 101H212V102H214ZM220 101H218V103ZM188 103H191L190 105H191V107L193 106L192 110H194V111L188 110V109L191 108V107H189ZM77 104H78L79 107H82V109L78 110L77 112L78 113H84V117H85L86 114L93 113L94 111H97V110H104V112H106V114L104 113L102 115V123H105L106 127H105V129L103 131H99L98 132V134L102 137L100 141H102V143H103V149L99 150V148H101V147H99L97 150L89 151L90 147L89 148L84 147L85 149H88V151L87 152L86 151H81L83 153L85 152L84 154L83 153H79V150H80V148L78 146L79 143L82 142L84 144V146L85 145L89 146V145H91V142H89L88 139H87V135H88V128L86 127L87 125H83L82 122H80L81 124L78 123L76 125H73L72 123L69 122V117L70 116H69L68 113H69V111L71 112L73 109H75L74 107L77 106ZM241 104H242V102H241ZM247 104H250V103H247ZM69 108H73V109H69ZM145 108L146 107H144V109ZM258 110L260 111V109H258ZM82 111H85V112H82ZM221 111H222V109H221ZM259 111H257V112H259ZM78 113H77V115H78V117H80L79 116L80 114H78ZM194 113H193L192 117L195 115ZM71 114H72V116L73 115L75 116L74 113H71ZM93 114H95V113H93ZM98 114H96V115H98ZM117 114H121V115L127 116L128 118H121V117L118 118ZM211 115H212V117L215 116L213 114H211ZM86 116L89 117V116H94V115L90 114V115H86ZM45 117H46V121H45ZM181 117H183V118H181ZM195 117H196V115L194 116V118ZM73 118H75V117H73ZM213 118L215 119V117H213ZM213 118H211V119L209 118L210 121L213 120ZM199 119L201 120L203 118L202 117L198 118V120L195 119V121H197V123L200 124L201 122H198V121H200ZM246 119H247V117H246ZM174 120H172V121H174ZM4 121L6 123H8V124L4 123ZM70 121H73V120H70ZM78 121H80V120H78ZM83 121H85V118L83 119ZM89 121H91V119ZM176 121H174V122H176ZM201 121H203V120H201ZM127 122H128V124L123 126ZM180 122L181 121H179V124H182ZM259 122H261V121H259ZM3 123H4V125H3ZM176 123H178V122H176ZM197 123L195 122V124H197ZM172 124H174V123H172ZM89 126H90V123H89ZM172 126L170 127L172 129V131L173 132L177 131ZM174 127H176L178 130L180 129V128H178L179 126L175 125ZM6 128L9 129V130L11 129V127H8V126ZM25 128H27V127H25ZM31 128H33V127H31ZM170 128H169L170 134H167V135H171V133H172ZM195 129H196V132H197L198 131L197 128H195ZM9 130H7V132ZM184 130H185V128H184ZM0 131H1V129H0ZM26 131H27V129H26ZM26 131H25V133H29V132H26ZM219 131H220V129L218 130V133H219ZM5 132L6 131L4 130V133ZM193 132H195L194 130L191 133L195 135L196 133H193ZM212 132H210V133H212ZM1 133H3V132H1ZM40 133H42V132H40ZM174 133H173V135H174ZM188 133H190V130H189ZM165 134H163V135H165ZM176 134L178 135L179 133L176 132L175 135H174L175 137H176ZM192 134L190 136H194ZM28 135H30V133ZM158 135H160V133H158ZM185 135H187V134H185ZM213 135H215V134H213ZM178 136H177V138H174V139L172 138V139L175 141L176 139H178ZM190 136L188 135L189 141L191 140V142H193L196 137L192 138ZM196 136L201 138L202 135L199 136V135L196 134ZM207 136H209V135H206V137ZM5 137H6V139H5ZM170 137L171 136H169V138H167L166 135H165V138L168 141V143H169V140H170L169 144H171V140H172V139H170ZM183 137H181V138H183ZM185 137H187V136H185ZM22 138H27V140H28V138H32L31 141H33V143L30 144V143H28L26 141L30 145L29 146L27 145L26 146L27 148H25L24 147L25 145L24 146L22 145V141H24V139L22 140ZM160 138L162 139L163 137L160 136ZM165 138H163V139H165ZM98 139H100V138H98ZM184 139L185 138H183V140L180 139V141H184L185 142L188 138L185 139V140ZM202 139H203V137H202ZM94 140H96V139H94ZM156 140L158 141V137H157ZM166 140H164V141H166ZM100 141L98 140V142H100ZM164 141L162 143H164L168 147L169 144L167 145V143L164 142ZM189 141H188V143H190ZM195 141H197V140H195ZM205 141H203V140L201 141V139H200L199 143L203 144ZM176 142H178V141L176 140L175 143ZM212 142H207V143L211 144ZM172 143L174 144L173 141H172ZM193 144H194V142H193ZM186 145L188 146V144L187 143L185 144V147H186L185 149L180 147L181 148L180 150L182 151V149H184V152L182 151V153H186L187 152L188 154H186V156L188 155L187 159H189V157H191V155L193 153L190 154V152H188L191 148L189 147L190 149H188V147ZM70 146L72 148L75 147L76 149L73 148L74 151L72 152V150H70V149H72V148H70ZM98 146H100V145H98ZM169 146L171 147V145H169ZM179 146H181V145L179 144ZM94 147H96V146H94ZM159 147H161V146H159ZM82 148H83V146H82ZM177 148H178V146H177ZM187 149H188V151H186ZM207 149L208 148H206V151H207ZM18 150L24 151V154L21 153L22 156H20V158H17L18 161L16 163H14L13 161H9V158L14 157L15 156L14 155L15 151H18ZM68 150H70L72 152V154L69 153ZM145 150H147V149H145ZM178 151H179V148H178ZM141 152H143V151H141ZM225 152H226V150H225ZM3 153H4V155H3ZM68 153H69V155H68ZM196 153H199V151H197ZM140 154H142V153H140ZM176 154H177V151H176ZM220 154H219V156H220ZM178 155L180 156L179 153H178ZM194 155H196L195 152H194ZM17 156H19V154ZM154 157H157V156H154ZM167 157H169V156H167ZM183 157H185V156H183ZM183 157H181V159ZM81 158H83V157H81ZM91 158H89V159L91 160ZM142 158L143 157H141V159ZM176 158L178 159L179 157H176ZM191 158H190V160H191ZM77 159H75L76 161H74V163L72 162L73 164L70 163V164L73 165V168H74V170H72V172L76 171V172L79 173L81 171V173H79V174L83 175L82 172L85 171L84 168H86L88 170L89 167L86 166V165H85L86 166L85 167L84 164H82V166L77 164ZM83 159H85V158H83ZM83 159H80V160L83 161ZM95 159H93V160H95ZM98 159L95 160V161H98ZM105 159H106V157H105ZM145 159H147V158H144V160ZM202 159H204V158H202ZM11 160H13V159L11 158ZM109 160H110V158H109ZM166 160H168V159H166ZM195 160H197V159H195ZM8 161L10 162V164L13 163L12 167L10 168V170L4 167L5 165H8V163H7ZM14 161H16V160H14ZM112 161H106V163L108 162V163L112 164ZM151 161H153V160H151ZM156 161H157V159H156ZM171 161H172V159H171ZM176 161H178V160H176ZM180 161H182V160H180ZM184 161L186 163V159ZM191 161H188L189 163L187 162V164H191V166H192L193 164H195L196 161L193 164H192ZM84 162H86V161L84 160ZM84 162H82V163H84ZM131 162H135V161H131ZM137 162L138 161L136 160L135 167L137 166ZM147 162H145L144 166L146 165ZM87 163H89V162H87ZM101 163H103V162L101 161ZM150 163L153 164V162H150ZM150 163H148V164H150ZM110 164H109V168H111ZM174 164H175V161H174ZM88 165L92 166L91 164H88ZM94 165L95 164H93V166ZM98 166L96 164V166L92 167L93 170H95V168L97 167L98 169H96V170L100 172L102 169H99V168H101L100 165H98ZM102 166H103V164H102ZM3 167L6 170H8V171L3 170L4 169ZM82 167H84V168L82 169ZM128 167H130V166H128ZM135 167H134V170L135 169L138 170V167H136V168ZM167 167H168V165H167ZM175 167L176 166L174 165V168ZM177 167H176V169H177ZM198 167H201V166H198ZM149 168H150V166H149ZM187 168L190 169V171H194L195 172V169L193 170L192 167L189 166ZM187 168H186V170H188ZM89 169H91V167ZM132 169H133V167H132ZM152 169H149V170H152ZM110 170H112V169H110ZM140 170L141 169L139 167V171ZM2 171H3V173H2ZM173 171H175V169H173ZM197 171H199V170H197ZM85 172H87V171H85ZM93 172H95V171H93ZM102 172L100 173L101 175H102ZM134 172H137V171H134ZM159 172H161V171H159ZM159 172L156 173V174L160 175L161 173H164V172H161V173H159ZM177 172H178V170H177ZM177 172H175V173H177ZM184 172H186V171H184ZM194 172H191V174L194 175L193 174ZM88 173H89V171H88ZM108 173H111V172H108ZM138 173L139 172H137L136 174H138ZM170 173H171V171H170ZM187 173H186L187 175H189V176L191 175L190 172H187ZM139 174H141V173H139ZM86 175H88V174H86ZM192 175H191V178H193V179H194L195 176L197 177L196 174L194 175V177ZM7 176L10 177V178L8 179ZM91 176H92V174H91ZM104 176H106V175H104ZM127 176H129V175H127ZM134 176L138 177L139 175H134ZM170 176H172V174ZM200 176L198 175V179H200L199 178ZM77 177H79V176H77ZM94 177L95 176L89 177L90 178L89 180H94V179H92ZM99 177L101 178V176H99ZM99 177H97V180L95 179V184H98V183H96L98 181L102 182L101 179L99 180ZM110 177H111V179H109V180H115V179H112V177H113L112 174L110 175ZM154 177H157V176H154ZM139 178H141V177H139ZM171 179H173V178H171ZM133 180L135 181L137 179L135 178ZM78 181H79V179H78ZM80 181H82V180H80ZM119 181H121V180H119ZM90 182H92V181H90ZM90 182H86V184L87 183L89 184ZM108 182H110V181H108ZM108 182H106V183L108 184ZM127 182H131V180H129ZM149 182H152V180L149 181ZM68 183H70V184H68ZM106 183H104V184H106ZM112 183H113V181H112ZM122 183H125V181L123 180ZM86 184L82 183L83 187L80 186V184H79L78 187L81 188V189H79V188H77V189H79V191L81 190L82 192L84 190L86 191L87 190L86 188H88L90 190L91 187H89V185H91V184H89V185L87 184V186H86ZM111 184H109L108 187H106V189L109 188V186ZM70 185L72 187H70ZM99 185H97V186H99ZM128 185H132V184H128ZM151 185H152V183H151ZM164 185H166V184H164ZM170 185L172 187H174L173 183L172 184H168L167 186H170ZM6 186H7V188H6ZM97 186L95 185L94 187L93 186L92 187L95 188ZM102 186L103 185H101L98 188H100V190H102L101 188H105V187H102ZM132 186H136V185H132ZM153 186H155V184ZM167 186L166 187L163 186V187H165L163 189L164 193L169 189V187L167 188ZM84 187H86V188H84ZM136 187H138V186H136ZM69 188H71L69 190V192L71 194L67 191V189H69ZM98 188H95V189L99 190ZM130 188H132V187H130ZM166 188H167V190H165ZM196 188H197V186H196ZM245 189H247V188H245ZM249 189H247V190H249ZM260 189H261V187H260ZM89 190H88V192L87 191L85 192L86 194H83V193L81 194L78 191H77L78 192L77 194L78 195L81 194L82 196L84 195L85 197L90 196V198H91L93 196L90 195L91 193H90ZM120 190H121V188H120ZM129 190H130V193L131 192H132V194L134 193V191H132V190H134L133 188H132V190L131 189H129ZM21 191H23V190H21ZM26 191H29V190H26ZM106 191H108V193L111 192L109 190H106ZM97 192H99V191H96V193ZM124 192H126V191H124ZM11 193L14 194V192H11ZM127 193L126 194L123 193V195H127ZM136 193H137V191H136ZM224 193H223V197H224ZM12 194H10V195H12ZM16 194H18V193H15L14 195L16 196ZM102 194H105V196H102V198H101V200L103 201V199L106 197V193L105 192L104 193L101 192V194L98 195V196H101ZM140 194H141L140 195V197H141L144 194V192L140 193ZM160 194H162V193H160ZM160 194H159V197L163 198V196H161ZM4 195H7V194H4ZM145 195H147V194H145ZM8 196L9 195H7V197ZM82 196L80 197V199H83L84 196L83 197ZM156 196H157V194H156ZM5 197L6 196H4V199H5ZM18 197H16V198L18 199ZM61 197H63L62 198L63 200L62 199L59 200V198H61ZM135 197H137V196H135ZM140 197H138L139 198L138 200H140ZM153 197H154V195H153ZM144 198H146V197H143L142 199H144ZM161 198H159V200H157V202H160ZM7 199H14V198L10 197V198H7ZM222 199H224V198H222ZM40 200H41V202H39ZM90 200H92V202H93V199H87V198L85 199L84 198L83 203H80L79 206L84 207V205H86V206L90 205V203H91ZM170 200H171V198H170ZM5 201L7 202L8 200L5 199ZM11 201H13V200H11ZM68 201H70V200H68ZM187 201H189V200H187ZM123 202H124V200H123ZM142 202H143V200H142ZM15 203H17V202H15ZM59 203L55 204L56 205V209H58L57 207H59V205H57V204H59ZM67 203H69V204H67ZM99 203H101V202H99ZM104 203H107V202H104ZM110 203H111V205L113 204L112 202H110ZM3 204L0 205L1 206L0 211H2L4 209V208H2V206L4 207V205L5 206L9 205V202H8V204H4V205ZM28 204H30V205L28 206ZM156 204H158V203H156ZM106 205L107 204L102 205L101 207H105ZM153 205L150 204V206H153ZM160 205H163V204L160 203ZM184 205H185V203L183 204V206ZM236 205H237V203H236ZM236 205H234V206H236ZM17 206H19V205H16V204L13 205V207H15L18 210L19 207H17ZM70 206L71 207H68L69 209H71L73 207L72 205H70ZM79 206H78L77 210L81 208ZM120 206H121V204H120ZM133 206H135V205H133ZM210 206H211V204H210ZM108 207L111 208V206H109V205H108ZM144 207L146 208V206H144ZM9 208H11V206ZM129 208L130 207H128V211L129 212L130 211H135L133 209L129 210ZM136 208L137 207L135 206V209ZM141 208H143V205H142ZM184 208H185V206H184ZM21 209H19V210H21ZM24 209L27 210L28 208H24ZM24 209H22V210H24ZM73 209L74 208H72V211H74ZM87 209H89V208H87ZM87 209H85V210H87ZM85 210H83L84 213L80 215L81 217H79L81 219V220L80 219L79 220L81 221L82 229H84L85 225H87V224H85V222L88 223V221L91 219V217H93V216H89V214H87V211L85 212ZM102 210H104V209H102ZM106 210L111 212L112 209H110V210L106 209ZM3 211L0 213V240H1L0 244H3L4 242H7V240L9 241V239H10V242L12 244H14L13 242H16V243L20 242L21 240L24 241V243H21L22 241L20 242L21 245L18 246L20 248V250L18 248L17 249L15 248L16 245H18L16 243H15L16 244L15 247L13 246L14 250H12V247L8 246L9 245L8 243H10V242H7V245H6V243L3 244V245H0V250H1L0 251V264H6L4 262V260L2 261L3 255H1V254L5 255L7 253L6 252L4 253L2 250H5L7 252H10L12 250V252L9 253V254L12 255V257H14L13 255H15L13 252L18 250V251H16V255H19L22 258L24 257V259H25V261L23 260L24 262H21L22 261L21 257L18 258V259H20V262L18 260H16V261L18 263H20V264H23V263L24 264H36V262H37L36 259L33 258L30 255L31 254H35L36 252L43 253V251H39V248L44 246V245H48V244H46L45 242H42L41 240H43L44 237H47V239H45V240H48L49 236H47V235H50L51 233L53 234V232H51L50 234H47V231L49 232V229H45V230H47V231H45L46 235L43 236L42 239L40 237H38V236H40V234H42L44 232V228L45 227L48 228L49 226H44V227L42 226L43 227V232H42V229H40L41 227H39V229H40V231L42 233H37V234L35 233V229L37 227L35 225V223H37V224L38 223H41V224L43 223L44 224V219H41L43 216L41 217V215H40L39 218H38V213L37 212H33V214L37 213L36 214L37 217H36L35 214L34 215L31 214L30 216H28L29 220H27V217H26L27 215H25V217L23 215H14L15 217H17L18 220H19V218H21V221H20L21 225L25 226V229L29 228V231H27V230L24 231L23 229L17 228V224L18 223L15 222L17 220H15L16 218H12L14 212L9 211L11 214L8 213V214L1 215L3 213H6L5 211H7V210L5 209V211L4 212ZM13 211H15V209H13ZM142 211H143V209H142ZM186 211H188V210H186ZM22 212H24V211H22ZM118 212H120L119 209H118ZM135 212H137V211H135ZM20 213H17V214H20ZM103 213H104V211L101 213L100 216H102ZM193 213H194V211H193ZM214 213H215V211H214ZM84 214H86L87 217H90V219L85 217ZM108 214H114V213H109L108 212ZM9 215H11V216H9ZM71 215H73V214H71ZM118 215H119V213H117V216ZM4 216H6L8 219H5ZM32 216H35L36 218L40 219V221L43 220V222H39V221L37 222L38 219H36V218H29V217H32ZM53 216H55V215H53ZM103 216L106 217L105 213H104ZM111 216H113V215H111ZM134 216L137 217V214L135 213L133 215V217ZM144 216H147V215H144ZM152 216L154 217V215H152ZM23 217L26 220H23L22 219ZM95 217H96V215H95ZM109 217L110 216H108V218ZM2 218L5 219V223H7L6 221H9V224H11L10 223V220H11L13 225H15V227L11 226L12 227L11 228L7 224H2L4 222V220ZM52 218L53 217H51V219ZM84 218H87V221ZM12 219L15 220V221L13 222ZM47 219H49V218H47ZM51 219H49V220H51ZM110 219H112V218H110ZM114 219L115 218H113L112 220H114ZM120 220H121V217H120ZM182 220H184V219L182 218ZM54 221L55 222H54L53 225H55V226H53V227H54V230H55L57 225H56V220H54ZM73 221H76V218H74ZM107 221L108 220H106V222ZM150 221L157 222L154 219H152ZM159 221H161V220H159ZM119 222H121V221H119ZM57 223L59 225V221ZM100 223H98V224H100ZM104 223L105 222H102L103 225H104ZM32 224H34L35 227H31ZM61 224H64V223H61ZM154 224H157V223H154ZM4 225L10 227L11 230H8L9 228H7V229H5L4 227L1 228ZM95 225H92L90 227H93V226L95 227ZM149 225L150 224H148V226ZM26 226H28V227H26ZM73 226H75V225L71 224V227H73ZM122 226H125V225H122ZM168 226H170V225L168 224ZM196 226H197V224H196ZM61 227L62 228L65 227V229L67 228V226H61ZM99 227H101V226H99ZM108 227H110V225H108ZM156 227L158 228V226H156ZM159 227H161V226H159ZM30 228H31L32 231L30 230ZM52 228H50V230H53ZM93 228H89L88 230H91ZM101 228H103V227H101ZM123 228H125V227H123ZM176 228H177V226H176ZM179 228H180V226H179ZM15 229H19V230L17 231ZM86 229H87V227H86ZM97 229H99V228H97ZM249 229H251V228H249ZM6 230H8V231H6ZM13 230L17 231L18 233L17 232L14 233L15 235L14 236L12 235L13 236L12 238L16 237L17 235H19L21 237L20 238L18 236L19 238H16L17 241H13L15 238L12 239L11 237H8V235H11L10 234L11 232L12 233L15 232ZM37 230H38V228L36 229V231ZM61 230L62 229L58 230V232L59 231L61 232ZM99 230L101 231L102 229H99ZM136 230L138 231V229H136ZM40 231L38 230L37 232H40ZM131 231H133V229ZM147 231H149V229H147L146 232ZM152 231L153 230H150L148 234H152L151 233ZM171 231H169V232H171ZM179 231H181V230H179ZM3 232H8L9 234H7V236H6V235H3ZM163 232L164 231H162V233ZM166 232H168V230ZM187 232H188V230H187ZM65 233L66 234H65V237H64V234H62V232H61V234H60L61 238L60 239H62V238L68 239V237H66L67 235L69 236V238H72V239L76 238L75 237L76 235H73V237H71V235H72L71 233L72 232L70 234L68 232H65ZM88 233H92V230H91V232H88ZM134 234H136V233H134ZM148 234L147 233L144 234L143 237L147 238L148 236H146V235H148ZM203 234H204V232H203ZM62 235H63V237H62ZM84 235H86V234L84 233ZM88 235L89 236L90 235L93 236L95 234H88ZM111 235L112 234H110V236ZM137 235L138 236L142 235V232L141 233L138 232ZM200 235H198L199 238H200ZM3 236H5L6 238H4ZM33 236H36V237H33ZM92 236H90V238ZM110 236H108V237H110ZM168 236L170 237L171 235L169 234ZM173 236H174V234H173ZM189 236H191V235H189ZM31 237H33V238L30 239ZM85 237L84 238L82 237L81 239H86ZM139 237H142V236H139ZM152 237L149 236V240H151L150 238H152ZM159 237H161V236H159ZM87 238H89V237H87ZM104 238H106V237H104ZM111 238L113 239V237H111ZM115 238H117V237H115ZM26 239L27 240L30 239V240H28V243L31 245L30 247H28L29 245L26 243V241H27ZM65 239H62V240H65ZM97 239L99 240L100 238L97 237ZM112 239H111V241H112ZM45 240H43V241H45ZM55 240H53V239L49 240V241H47V243H51V246H53V245L55 246V244L57 242V240L56 241ZM87 240L90 241L91 239H86V241ZM147 240L148 239L143 240V241L149 242ZM256 240H258V239H256ZM51 241H53V243H55V244H53ZM81 241L84 243V240H81ZM201 241L202 240H200V243H202ZM73 242H75L73 244L76 245L77 241H73ZM115 242H117V241H115ZM97 243H101V242L98 241ZM182 243L183 242H181V244ZM57 244H59V243H57ZM146 244H149V243H146ZM189 244H190V242H189ZM26 245H28V246H26ZM142 245H144V244H142ZM154 245H156V244H154ZM197 245L199 246V244H197ZM2 246L4 248H2ZM56 246H57L56 251H59V254L62 253L61 255L65 254V253H63L64 250L67 251L66 250L67 246L65 248H62V245L61 246L56 245ZM163 246H165V245H162V247ZM217 246H219V245H217ZM47 247H49V246H47ZM83 247H85V246H83ZM23 248H24L25 251H22ZM149 248H150V246H149ZM169 248H172V247H169ZM122 249H124V248H122ZM148 249H146V250H148ZM152 249H150V250H152ZM94 250H95V248H94ZM107 250H105V252H100V253H97V254H99L102 257L104 256V258H106V257L108 258L110 255L108 254ZM20 251L23 253L22 255L20 254ZM46 251L48 252V250H46ZM121 251L124 252L123 250H121ZM121 251H120V253H121ZM165 251H166V249H165ZM17 252H19V254ZM154 252H156V251H154ZM181 252H182V250H181ZM196 252H198V251H196ZM73 253L75 254V252H73ZM162 253L163 252H161L160 254H162ZM257 253H260V252H257ZM43 254H45V253H43ZM95 254H96V252H95ZM35 255H33V256L35 257ZM47 255H51L49 257H57L58 256V255L55 256L52 251H50V253L47 254ZM121 255H123V254H121ZM130 255H132V254H130ZM6 256H4V257H6ZM159 256H161V255H159ZM159 256H157V260L160 258ZM12 257H11V259L8 258L9 261L12 260ZM41 257H42V255H41ZM70 257H72V255ZM102 257H100V258H102ZM149 257L151 258V256H149ZM164 257H166V256H164ZM153 258H155V257H153ZM49 259H51V258H49ZM248 259H249V257H248ZM44 260L47 261L46 259H44ZM53 260H55V259H53ZM137 261H139V260H137ZM160 261H164V259L160 260ZM2 262H4V263H2ZM12 263L7 262V264H12ZM85 263H86V261L82 262V264H85ZM159 263H163V262H159ZM13 264H16V263H13ZM77 264H79V263H77Z\"/></svg>",
	"mask_w": 264,
	"mask_h": 264
}]
</instances>
